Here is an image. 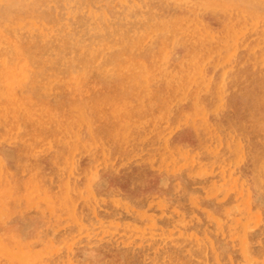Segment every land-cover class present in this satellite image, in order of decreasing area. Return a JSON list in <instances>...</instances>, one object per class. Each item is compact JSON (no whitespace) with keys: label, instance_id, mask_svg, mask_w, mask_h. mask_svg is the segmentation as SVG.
<instances>
[{"label":"rangeland","instance_id":"374dc122","mask_svg":"<svg viewBox=\"0 0 264 264\" xmlns=\"http://www.w3.org/2000/svg\"><path fill=\"white\" fill-rule=\"evenodd\" d=\"M0 264H264V0H0Z\"/></svg>","mask_w":264,"mask_h":264}]
</instances>
